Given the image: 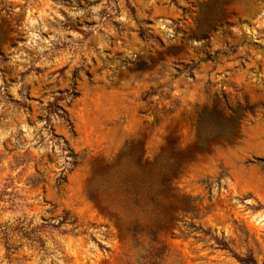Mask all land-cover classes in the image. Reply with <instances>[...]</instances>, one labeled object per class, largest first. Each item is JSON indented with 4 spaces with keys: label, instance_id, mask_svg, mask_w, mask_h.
Returning <instances> with one entry per match:
<instances>
[{
    "label": "rangeland",
    "instance_id": "rangeland-1",
    "mask_svg": "<svg viewBox=\"0 0 264 264\" xmlns=\"http://www.w3.org/2000/svg\"><path fill=\"white\" fill-rule=\"evenodd\" d=\"M0 264H264V0H0Z\"/></svg>",
    "mask_w": 264,
    "mask_h": 264
}]
</instances>
